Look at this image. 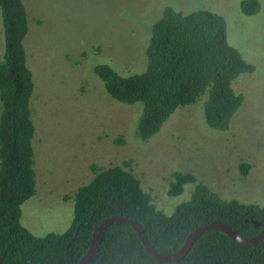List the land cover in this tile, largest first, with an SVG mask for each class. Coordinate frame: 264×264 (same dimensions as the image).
I'll return each instance as SVG.
<instances>
[{"label": "rangeland", "instance_id": "1", "mask_svg": "<svg viewBox=\"0 0 264 264\" xmlns=\"http://www.w3.org/2000/svg\"><path fill=\"white\" fill-rule=\"evenodd\" d=\"M241 1L23 0L36 181L34 195L21 205L24 227L36 236L65 231L73 192L92 178L93 163L131 161L143 189L167 214L189 198L193 186L169 196L166 185L174 171L192 173L224 199L264 204V0L253 15L241 12ZM166 6L220 14L228 42L255 65L232 82L243 101L226 131L207 126L199 100L177 108L155 135L141 141L135 134L141 104L112 98L93 71L99 63L120 75L142 71L152 25ZM3 49L0 10V59Z\"/></svg>", "mask_w": 264, "mask_h": 264}, {"label": "trees", "instance_id": "2", "mask_svg": "<svg viewBox=\"0 0 264 264\" xmlns=\"http://www.w3.org/2000/svg\"><path fill=\"white\" fill-rule=\"evenodd\" d=\"M0 10L4 34L0 59V261L79 264L94 229L115 214L139 222L160 254L178 250L190 232L210 221H223L245 237L264 228V204L224 199L190 172L170 174L169 196L193 186L189 198L167 214L157 208L151 192L143 189L134 174L131 161L126 160L108 167L90 165L92 178L73 192V217L65 231L44 236L31 233L20 222L21 205L34 195L36 186L30 109L34 85L24 47L29 19L23 0H0ZM240 10L253 15L260 10L259 1L242 0ZM148 39L142 71L120 75L108 63L93 67L112 98L141 104L137 139H150L177 108L199 100H203L207 126L228 130L243 101L232 82L240 74L255 71V65L228 42L223 16L208 9L183 12L166 6ZM241 169L246 173L248 164ZM254 221L260 225L255 226ZM92 264H264V241L247 246L222 231L208 229L183 258L165 262L144 248L129 224L114 222L106 228Z\"/></svg>", "mask_w": 264, "mask_h": 264}, {"label": "water", "instance_id": "3", "mask_svg": "<svg viewBox=\"0 0 264 264\" xmlns=\"http://www.w3.org/2000/svg\"><path fill=\"white\" fill-rule=\"evenodd\" d=\"M114 222H123L129 224L137 233L140 241L142 242L144 248L155 258L165 261V262H171L176 261L181 258H183L189 249L191 248L192 244L195 242V240L205 231L208 229H215L224 232L227 236H229L232 240L247 245H255L258 243H261L264 241V228L256 235L252 237H245L240 235L236 230H234L232 227H230L228 224L224 223L223 221L214 220L207 223H204L203 225L197 227L195 230L190 232L183 245L176 251L169 253V254H160L158 253L148 242L144 230L139 222L136 220H133L127 216H123L120 214H115L112 216H109L105 218L93 231L90 245L86 253L81 257L79 264H92L95 260L99 245L102 240V237L104 235V232L106 228ZM254 225L258 226L260 225L259 222L254 221ZM0 264H8L6 262L0 261Z\"/></svg>", "mask_w": 264, "mask_h": 264}]
</instances>
